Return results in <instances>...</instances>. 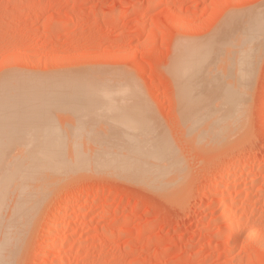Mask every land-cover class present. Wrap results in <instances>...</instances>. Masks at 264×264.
I'll return each instance as SVG.
<instances>
[{
	"label": "rangeland",
	"instance_id": "obj_1",
	"mask_svg": "<svg viewBox=\"0 0 264 264\" xmlns=\"http://www.w3.org/2000/svg\"><path fill=\"white\" fill-rule=\"evenodd\" d=\"M263 7L264 0H0L1 77L5 73L16 74L17 78H21L17 76L19 73L25 74L22 77L30 74L32 77L37 76L33 77L36 80L39 76L43 84L53 80L49 84H56L55 81H60L59 84L64 81L66 84L67 81L68 85L70 82H79L80 85L86 84V81L92 83L98 80V85L93 83L96 89L102 84L100 79H111L113 81L109 83V90L110 86L112 89L116 87L117 84L112 83L117 82L118 86L120 85L118 93L116 91L117 103V95L112 94L113 98L110 94L116 109L114 106L105 109H110L107 112L112 114L111 117L114 116L110 118L108 115L110 119L107 118V121L114 118L113 122L119 126L113 128L115 131L110 125L100 129L96 115L93 116L94 119L89 117L85 120L88 117H82L85 121L80 120L81 127L84 123L92 126L86 131L87 137L92 138L93 133L94 137H101L103 134L109 136V131H114L116 135L111 133L109 137L115 135L119 139L121 136L132 138L136 133L135 129H138L136 138L140 137L139 140L146 142L155 139L153 141L157 145H153L159 146L162 153H165L172 164L168 168L175 171L176 178L178 175L176 184L173 182L167 192L153 191L154 189L151 190L138 181H131L122 173L114 174L108 171L86 175L88 178L74 174V177L66 176L65 181L61 179L60 184V181L57 185L53 182L55 185L50 188L48 186L46 194L39 198L36 215H33L35 218L32 217L29 226L25 228L27 232L22 230L19 234L21 237L16 238L20 240L11 244L14 249L15 246L19 247L21 242L19 253L15 250L17 247L15 251L12 249V252H17L16 259L15 253L8 254L13 255L14 261L11 256L2 254L12 241L3 234L6 238L0 240V254L6 260L2 259V255L1 260L8 264H11V261L12 264H50L41 254L44 247H49L51 255L62 257L64 262L61 264H264V177L248 186L250 180L257 176V171H264V47L260 50L257 61L255 60L254 73L252 71L251 77L249 76V79H253L247 80L244 86L248 90L245 89V98L242 99L245 111L243 120L241 119L236 129L227 131L224 135L215 132L213 135V132L209 131L208 128H212L208 122L211 117L207 118V121L202 119L204 122L197 121H201L200 117L195 118L198 116L195 111L201 105L196 107L192 101V106V102L189 103L192 97L185 96V91H188L185 89L188 85L185 84L189 79L187 77L184 84L186 70L181 73L183 71L179 67L184 60H181L180 64L181 57H178L181 56L179 49L185 48L186 43L194 49L196 43L212 37V34L222 28V23L233 19L234 15L241 18L246 12L260 11V8L261 12H264ZM230 12L232 16L228 14ZM189 77L192 78V75ZM26 78L28 79V76ZM217 78L219 79L218 76ZM243 78L238 77L236 80L241 79L244 83ZM226 79L224 78L225 82L230 78ZM192 81L195 82V78ZM75 84H71L73 88ZM85 84H81V90L86 87ZM89 85L90 87L87 84L88 88L85 90L94 88L92 84ZM105 86L107 85L103 87ZM73 88L71 87L72 91ZM95 88L91 89L94 91L89 90L99 94L98 98L94 95V101L96 98L99 101L101 92H96ZM188 88L194 92L191 87ZM68 91L70 93V90ZM113 91L115 88L111 92ZM67 93L61 94L65 96ZM79 94H76V97ZM58 95L54 96L57 99L63 96ZM74 95L68 98H73ZM85 95L82 91V98ZM87 96L84 99L89 97ZM123 97L128 105H133L132 115L138 118L134 119V122H138L140 126L136 124L135 127L127 129L129 125L121 116H127L129 119L132 117H129L132 111L131 107L130 112L126 109L129 106L120 105L124 104L121 102ZM90 99L82 102L88 104L86 102ZM217 100L212 103L214 107H218L219 101L223 105L222 99ZM94 101L90 103L93 104ZM82 102L79 100V105ZM99 102L100 105L103 104L101 100ZM56 103L60 104L59 101ZM56 103L54 106L57 107ZM73 103L70 105H76ZM186 103L195 110L188 108ZM94 107L95 105L92 108ZM186 107L187 110H184ZM221 107L218 108L222 109ZM112 109L115 111L111 113ZM208 110L201 112L199 109L197 112H201L203 116L202 113L207 114ZM217 110L215 108V114L222 113ZM103 111H100L101 114ZM107 112L103 113V117L98 113V118L107 117ZM113 112L120 118L116 119L117 115ZM63 113H52L51 116L56 117L50 118L51 125H60V129L59 125H54L57 127V130H54L58 138L68 140L80 136L81 139L83 135L80 134H83L84 130H76L77 133L73 136L75 124H78L79 120L76 121L66 112L64 115ZM191 117L194 120H190ZM210 124L212 125V122ZM198 125H207L208 128H204H207L208 132L204 128L198 129ZM194 127H197L198 131H195ZM240 128L243 129L240 131ZM92 130L94 132H91ZM22 135L18 136L24 139ZM38 136L40 139L46 137L42 133ZM209 136L212 139H209ZM206 141L208 142L205 143ZM244 158H248L246 163L242 161ZM240 172L246 176L240 179L239 187H235L233 183L237 178L236 173ZM35 181L29 183L35 184ZM217 181L221 184L215 185ZM42 182L40 185L45 187L44 182L47 181ZM34 184L29 185L34 187ZM89 185L94 191L82 195L74 194L79 188ZM226 186L230 189L229 199L222 201L218 198L227 189ZM239 190L242 192L237 197L236 192ZM226 203H234L231 215L233 214L240 224L239 244L232 243L225 234L229 218L222 215V212ZM73 210V215L66 216ZM91 216H94V219L90 221ZM214 216L219 217L214 219ZM67 220H74L72 226L67 227ZM50 228L55 229L57 237L52 243L48 241ZM103 229H111L117 234L105 236L101 234ZM65 236H69L67 241ZM78 242L83 243L77 246ZM7 258L11 261L8 262ZM44 258L48 262L44 261Z\"/></svg>",
	"mask_w": 264,
	"mask_h": 264
},
{
	"label": "bare ground",
	"instance_id": "obj_2",
	"mask_svg": "<svg viewBox=\"0 0 264 264\" xmlns=\"http://www.w3.org/2000/svg\"><path fill=\"white\" fill-rule=\"evenodd\" d=\"M156 1H158V0H156ZM152 6H153V4H152ZM263 8H262V11H264ZM231 13L232 12H230L228 14H231ZM242 13H240V14L242 15ZM246 13L243 14V16H241V18L239 15H237L238 17H235V15H234L233 19H230V20L227 19L228 21L226 23L224 22L225 25H224V23H222L223 26H222V28H219L217 30L218 32L216 31L217 33L212 34V37L210 36L206 40H203V41L196 43L194 49L187 46V43H186L187 48L183 47L184 49L183 48L179 49V51L181 50L180 51L181 56H178V57H181V59H179V62L181 64V60H184V61H182V63L185 66L184 67L183 64L179 65L180 69H182L183 72H181L180 69H179V71L181 73H184V70H186L185 71V75L187 74L186 77L184 76V74L183 75L181 74L182 76H184L183 77L184 78V84L186 83L185 80L187 77H188L187 79H189V80L191 79V82H189V80H187V84H185V85L186 86L188 85V87H191L190 89L191 90L193 89L192 91H194L193 92L194 96H192L193 93L191 91H189L188 87H185V89L187 88L189 91V92L185 91V94H186L185 96H187V97L191 96L192 98H191L189 103H191L193 101L195 103L196 107L201 105L200 107H198V109L196 108L197 110L195 111V113L198 116L195 115L196 116L195 118L200 117L199 119H201V121L200 120H197V121L204 122L205 120L207 121L211 117V119L208 122H209V127H212V128H208L207 125L206 126L198 125L197 127H198V129L199 128L203 129L204 127H207L209 129V131L213 132V135H214V132L215 133H221L224 135V133H226L227 131L236 129L237 126L240 125L238 123L241 122V119L243 120L242 117H243V113L245 111L243 109L244 101H242V99L245 98L244 97V95L246 93L245 89H247L246 87L244 88V86H245L247 80L251 81L253 79V78L249 79V76L251 77V73L254 70L253 68H254V65L256 63L255 60L257 61L258 54H259L260 50L263 49V47H264V12H261V8H260V11L258 10L255 12V10H254V12H249V13L246 12ZM236 14H237V12H236ZM231 16H232V14H231ZM227 17H229V16H227ZM184 45H185V43H184ZM192 63L195 65H193ZM255 69H256V67H255ZM14 73H16V72H14ZM253 73H254V71H253ZM19 74H17V76H21V78L15 77L16 74H13V73L12 74L9 73L8 75H7V73H5L4 76H2V77L0 76V240L2 238H6L5 236H7V238L9 240H12V241H10L11 243L8 246L9 248L6 247V245H5L6 249H11V251L8 250L10 253H8V251L6 249H4L5 252L3 251L4 253H2V254L8 255V254L15 253V252H12L13 247H11V244H13L12 242H14V241H15L14 243H16V241L20 240V239L16 240V238H18L19 234H21L24 230L26 231V229H27L26 227L29 226V222L32 220L31 218L32 217H33V219L35 218V216H33V215L36 213L35 210L37 207L36 206L37 203L40 202L39 198H41L42 195L46 194L45 192H46V189L48 188V186L50 188L52 185H55L54 183H56V185H57V183L61 179H64L66 176L69 177L70 175L73 176L75 174V176L79 175L78 177H80L81 175L86 176V175H90V174L106 173L107 171L110 173H114V174L122 173V174H124L123 176H126V178L131 179V181L132 180H135V182L138 181L141 184H143L144 186L150 188L151 190L154 189L153 191H156V190L166 191L171 186V184H174L176 182L175 180L178 178V175L176 178V176H175L176 174H174L175 171L172 170V168H170V169L168 168V167H171L172 164L168 161L169 159L165 156V153L164 154L162 153V150L159 148V146L158 147L154 146L156 144V142L154 144L155 139L150 138L151 140H149L147 142L143 141V140H139V138H140L139 136H138L139 138L137 139L136 135L138 134L137 133L138 129L137 130L135 129L137 134L134 133L135 137L133 136L132 138H129L128 136L121 138L122 137L121 136L119 139L118 136L117 137L115 136L116 132L114 133L115 130L113 128H115L116 126H119V125H116L114 123L115 122L114 118H113V120L107 121L108 115H110V118L114 117V116L111 117L112 114H110V112L108 113L107 111H110V109L113 106H114L113 108H115V106H116V105H113V103H114L112 100V97L114 98L113 95H117L116 103L118 102V94H117L118 91L117 90H120V87H119L120 85L118 86L117 82H114V84L112 83V85L117 84L116 87L114 86L115 91H113V92H111L114 89V88L112 89V86H110V90L112 89L111 91L108 89L109 88L108 86L110 85L109 83L111 81H113L111 79H107L108 82H107V80L100 79L99 81L102 82L103 86L104 85H107V86L103 87V86H101L102 85L101 84V85L97 86V87H99L97 89L95 88L96 86H93V83L96 82V84L98 85V83H97L98 80L93 81L92 83L91 82L89 83V81H86L87 83L86 84L84 83L86 85V87H83L81 90V88H80L81 84L84 85L81 82H80L81 84L79 85V82H76V84H75V82L68 81L72 85L73 84L76 85L73 88V86L71 84L70 85L67 84V81H65L66 84H64V81L61 82L60 84H59L60 81H55L56 84H52V83L49 84V82H51L53 80L49 81L48 83H45V81L47 82L48 80H47V78L46 79L44 78L45 84H43V82H41V78H39V76L36 80L33 77L36 78L37 76L32 77L30 74L29 75L26 74V77L28 76V79H27L26 77H22L25 74L24 75L23 74L19 75ZM191 75H192V78L189 77ZM217 76L219 77V79L221 78L220 79L221 81L222 80L223 81L219 82L218 81L219 79L217 78ZM240 76L242 78L243 77L245 78V79L244 78L242 79V81L245 80L244 83L241 82V79L236 80V78L238 79V77L241 78ZM193 77L195 78V82L192 81L194 79ZM226 77H227V79L230 78L231 80L229 79L228 81L225 82L224 78L226 79ZM39 79H40V81H39ZM82 82H85V81H82ZM192 82H194L195 84ZM62 83H63V85H61ZM87 84H88V87H90L89 84H92L91 86H93L95 88L96 92H101L100 93L101 99L100 98L99 99L103 102V104L100 105V102H99L100 100L99 101L97 100L99 94L98 93L96 94L95 92H91V91H94V90H91L94 88H92V87L89 88L91 91L89 89L85 90V88H88ZM96 84H94V85H96ZM241 84H244V85L241 86ZM247 84H249V83H247ZM68 86H69L68 90H70V93L67 90ZM100 86H101V89H100ZM71 87L73 88V91L71 90ZM78 87L80 89L77 90ZM248 87H249V85H248ZM98 89H99V91H97ZM74 90H77V91L74 92ZM71 91H72V93H71ZM82 91L84 94H86L85 96H87V94H88L89 97L87 96L88 97V98L86 97L87 99H84L85 96H83V98H82ZM87 91H89V93H86ZM116 91H117V93H116ZM61 93H65V94L67 93V95H65L67 97H65L64 94H61ZM56 94L57 95L59 94L58 97L60 95L61 96L63 95L64 97L62 96V97H60L61 99H57L54 96ZM76 94H79L80 96L77 95V97H76ZM110 94L111 95L113 94L112 97ZM187 94H191V95H187ZM71 95H74L73 98H68V97H71ZM94 95L97 96V98L95 99V101L97 100V102L94 101ZM78 96L81 98V99H79L81 102H82V100L88 101L90 98H93L92 100L90 99V101L91 102L94 101V102H93V104L90 103V101L86 102L88 104H85L84 102H82L79 105V103H80V102L78 103L79 100L74 99V97L79 98ZM217 96H219L220 98ZM188 98H190V97H188ZM71 99L73 101H76V102H74L76 105H74V103ZM215 99L216 100L222 99L223 105L221 104L220 101H219V103L217 102L218 104L216 103L218 105V107H221V105H222V107H221L222 109H220L218 107H214V105L212 103L216 102ZM56 100L59 101L60 104H62V105L61 106H59L60 104L57 105ZM125 100L126 99L123 97L121 102L122 103L124 102V104H120V105H123V106L125 105V107L129 106V107H126V109L128 110L131 106L128 105L127 100L126 101ZM121 102H119V103H121ZM193 102H192V106H194ZM55 103H56L57 107L54 106ZM70 103H73L74 106H71ZM83 103H84V106L82 105ZM98 103H99V105H98ZM219 104H221V105L219 106ZM85 105H87V106H85ZM91 105H92V107L95 105V107L92 108ZM96 105H98V106H96ZM187 105H189V106H187L188 108H192V110L193 109L195 110V108L190 106V104H187ZM211 105H213L214 109ZM184 106H185V104H184ZM108 107L110 109L106 110V109H108ZM117 107H118V105H117ZM125 107H123V108H125ZM187 107H186V109L184 108V110H187ZM202 108L210 110V111L208 110L209 112L207 111V114L205 113L206 110L204 113H202L205 118H203V116L201 115V112L204 111V109H202ZM215 108H216V110L220 109L219 111H221L222 113L215 114ZM94 109H96V110H94ZM115 109H112L111 113H112V111H115ZM132 109H133V105L131 107L132 113H130L131 115L129 117L134 116V115H132L133 114ZM137 109H134V110L136 111ZM199 109H200V111L201 110H203V111L198 113L197 111H199ZM245 109H246V107H245ZM188 110H190V109H188ZM218 110H217V112H218ZM58 111H62L64 113L66 112L67 115H69L70 117H73L76 121L79 120L78 124L81 123L80 120L85 121L86 119H89V117H90V119H94L93 116L96 115L95 118L100 122L99 123L100 125L98 124V127H100V129H104L105 127L110 125V126H112V129L114 131L113 132L109 131V132L114 133L115 135L112 134L113 137L111 138V137H109L111 135V133L110 134L107 133L109 136H107V135L105 136V134H103L104 137H102L103 135H101V137H99V135H98V136H95V137H97V138H95L94 133H93L92 138H91V136L87 137L88 134L86 135V131L88 132L90 130L89 128L92 126H89L88 123H87L88 125H85V123L83 122L84 123L83 124L84 126L82 125L83 127H81L80 124H79L80 127L78 126V124H75V127H76V129L74 130L75 133L73 132V136H74V134L77 133L76 130L81 129L79 132L84 130V133L80 134V135H83V137L81 139H80V136H76L73 138H68V140H65L62 138H61L62 140H60V138H58V136H57V132H55L57 130V127L56 128L54 127V125H56V124L58 126L59 123L52 124L53 125L52 126L51 125L52 119H50L51 117L55 116V115L51 116L52 113L56 112V113L62 114V112L60 113ZM100 111H103V113L107 112L108 113V114L106 113L107 117L105 116L106 118L105 117L104 118H98V115H99L98 113L101 114ZM129 111H130V109H129ZM184 112H186V111H184ZM64 113H63V115H64ZM103 113L101 114L102 115L101 117L104 116L105 113L104 114ZM113 114L117 115L115 112H113ZM127 114H129V113H127ZM185 114L187 116V113H185ZM188 114H189V111H188ZM207 115H208V117H207ZM82 117H88V118H85V120H84V119H82ZM116 117H119V116L117 115V116H115V118ZM121 117L125 118V120L123 118L122 119L127 122V125H129L127 127V129L133 128L132 126L135 127L136 124H138V122H134V121H136L134 119L138 120V118L135 116L133 118L131 117L129 119L127 116L124 117L122 115ZM192 117L189 119L194 120V119H192ZM110 118H108V119H110ZM116 119H118V118H116ZM202 119H205V120L202 121ZM109 121L110 122L114 121V122L108 123ZM210 121L212 122V125L210 124L211 123ZM244 121H245V119H244ZM119 122H120V120H119ZM208 122H207V124H208ZM53 123H54V120H53ZM89 123H90V121H89ZM92 124H94V123H92ZM197 124H198V122H197ZM67 125L68 124H66L65 126H67ZM85 126H86V128H85ZM96 126H97V124H96ZM190 127H192V126H190ZM54 128L56 130H54ZM137 128H138V126H137ZM196 128L194 127L193 129H195V131H196L197 130ZM58 129H60V125H59ZM120 129L122 130V128H120ZM242 129L243 128H240V131ZM71 130H73V129H71ZM95 130L98 132L97 129H95ZM91 132H94V131L92 130ZM100 132H101V130H100ZM117 132H118V130H117ZM193 132H194V130H193ZM41 133L46 135V137L41 136L43 138L40 139V136H38V135H40ZM123 133H125V132H123ZM203 133H205V132L203 131ZM18 135L24 136V139L22 137L20 138V136H18ZM29 135H31V137L27 138V136H29ZM203 135H205V134H203ZM208 135H209V133H208ZM223 135H220V136L223 137ZM70 136L67 135V137H70ZM130 136H131V134H130ZM201 137H204V136H201ZM232 137L233 136H231V138ZM117 138L119 140H117ZM22 139H23V141H22ZM209 139H212V137L210 138V136H209ZM18 140H20L21 142ZM200 140L202 141V139H200ZM118 141H119V143H118ZM159 142H160V140H159ZM207 142L208 141H206L205 143H207ZM158 144H160V143H158ZM30 146H32L33 148ZM166 154H168V153H166ZM247 160H248V158L242 159V161H244V162ZM237 169H238V167H237ZM171 170L173 172H171ZM176 172H177V170H176ZM236 174H237V178H235L236 181H235V183H233L235 185V187L240 185V179L245 175L244 173H241V172L236 173ZM256 174H257V176L250 180L248 186H252L257 179L264 177V171H257ZM91 176H95V175H91ZM35 180H37L38 182ZM65 180L66 179H64V181ZM30 181L31 182L35 181V184L29 183ZM42 181H47L46 183L44 182L45 187L41 186L43 184ZM51 182H52V184H51ZM61 182L62 181H60L58 184H60ZM37 183L39 184V186ZM219 183L220 182L217 181V182H215V185H219ZM29 184H34V187H33V185H29ZM35 185H37V186H35ZM228 187H230V185H228ZM228 187H227V189L225 188L226 190L224 192H222L223 193L222 196L218 199H220L222 201H227L229 199L228 198V195H229L228 190L230 191V189ZM170 189H171V187H170ZM91 191H94V188H92L91 185H89L87 187L85 186V187L79 188L78 190H76L74 192V194L75 195H82L84 193L86 194V193L91 192ZM95 191H97V189ZM164 191H162V192H164ZM241 192L242 191H240V190L238 192H236L237 197L240 196ZM102 194H104V193H102ZM261 197H262V195H261ZM235 201H237V200H235ZM233 204H227L226 203V205L223 209L222 215H225L229 218V223L225 229L226 236L229 238V240L232 243L239 244V242H240V229L241 228H240V224L236 220L235 216H232L233 214L231 215V213H232L231 207ZM133 208H137V207L133 206ZM74 210H76V209H74ZM74 210H73V212H68L66 216L73 215V213L75 212ZM216 217H219V216H216ZM216 217L214 216V219H217ZM89 219L91 221L92 219H94V216H91V218H89ZM238 219H240V218H238ZM49 220H51V219H49ZM73 221L69 220L66 223L67 227L72 226ZM9 222H11V224ZM5 223H8V224H5ZM33 223H34V221H33ZM56 223H59V222H56ZM23 225H25L24 229H23ZM46 231H48V230H46ZM48 233H50L49 240H48V238H46V239L48 241H50L51 243H52V241L55 242L57 239V237L55 236V229L52 228L51 232L48 231ZM3 234L5 236H3ZM101 234H103L105 236L106 235L107 236L108 235L115 236L117 234V232H115L111 229H103ZM120 234H121V232H120ZM1 235H2V237H1ZM59 237L60 236H58V238ZM68 237L69 236L64 238L65 241H67L66 239ZM83 238H84V236H83ZM3 240L5 241L6 239H3ZM9 240H7L6 242L8 243ZM84 240H82V241L84 242ZM83 242H78L79 244H77V246ZM19 243L21 245V242H19ZM20 245H19V247H20ZM241 246H242V244L240 243L239 249H241ZM16 247L17 246H15L14 249ZM19 247H17L15 249V250H18L17 251L18 253L20 251ZM17 252L15 253V259L17 258L16 257ZM2 254H0V257ZM41 254L43 256H45L46 259H48L50 264H61L64 262L60 255H53V254L51 255L49 247H46V248L44 247V249H42V251H41ZM41 254H40V256H41ZM63 254L64 253H62V255ZM8 256L9 257L11 256V258H12L13 255H8ZM2 259L6 260V258L3 255H2ZM15 259L12 258V261H14ZM46 259L44 258V261ZM5 260L2 261L0 258V264H3L2 262H4V264H8ZM7 261L10 262L11 260H8V258H7ZM12 261H11V264H12Z\"/></svg>",
	"mask_w": 264,
	"mask_h": 264
}]
</instances>
